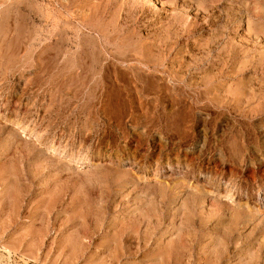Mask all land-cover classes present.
<instances>
[{
	"label": "rangeland",
	"instance_id": "374dc122",
	"mask_svg": "<svg viewBox=\"0 0 264 264\" xmlns=\"http://www.w3.org/2000/svg\"><path fill=\"white\" fill-rule=\"evenodd\" d=\"M0 264H264V0H0Z\"/></svg>",
	"mask_w": 264,
	"mask_h": 264
},
{
	"label": "bare ground",
	"instance_id": "6f19581e",
	"mask_svg": "<svg viewBox=\"0 0 264 264\" xmlns=\"http://www.w3.org/2000/svg\"><path fill=\"white\" fill-rule=\"evenodd\" d=\"M21 26V25H20ZM86 51V50H85ZM88 54V53H87ZM195 194V193H194ZM6 252H8V250L6 251Z\"/></svg>",
	"mask_w": 264,
	"mask_h": 264
}]
</instances>
